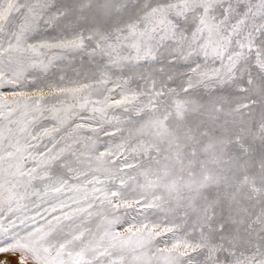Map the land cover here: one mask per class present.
Segmentation results:
<instances>
[{
    "label": "snow or ice",
    "instance_id": "snow-or-ice-1",
    "mask_svg": "<svg viewBox=\"0 0 264 264\" xmlns=\"http://www.w3.org/2000/svg\"><path fill=\"white\" fill-rule=\"evenodd\" d=\"M0 264H264V0H0Z\"/></svg>",
    "mask_w": 264,
    "mask_h": 264
},
{
    "label": "rangeland",
    "instance_id": "rangeland-1",
    "mask_svg": "<svg viewBox=\"0 0 264 264\" xmlns=\"http://www.w3.org/2000/svg\"><path fill=\"white\" fill-rule=\"evenodd\" d=\"M64 67H65V65L64 64H61L59 69H64ZM59 69H56V71L54 70L56 72L57 76L63 74V72L60 71ZM58 71H60V72H58ZM68 75L69 76H72L73 75L70 70L68 71ZM43 123L45 124V126H50V124H49L48 121H44Z\"/></svg>",
    "mask_w": 264,
    "mask_h": 264
},
{
    "label": "bare ground",
    "instance_id": "bare-ground-1",
    "mask_svg": "<svg viewBox=\"0 0 264 264\" xmlns=\"http://www.w3.org/2000/svg\"><path fill=\"white\" fill-rule=\"evenodd\" d=\"M60 70V69H59ZM56 71V70H55ZM61 71V70H60ZM60 71H58V72H60ZM57 75V74H56Z\"/></svg>",
    "mask_w": 264,
    "mask_h": 264
}]
</instances>
